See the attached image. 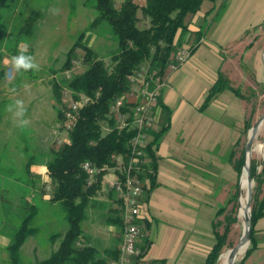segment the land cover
Instances as JSON below:
<instances>
[{
	"label": "trees",
	"instance_id": "obj_1",
	"mask_svg": "<svg viewBox=\"0 0 264 264\" xmlns=\"http://www.w3.org/2000/svg\"><path fill=\"white\" fill-rule=\"evenodd\" d=\"M205 1L207 0H124L122 5L117 6L116 0H94L96 16L90 28L95 29L101 24H106L117 41V49L112 53L110 61L100 58L86 41L83 42L86 38L84 32L69 49L67 59L61 68L63 72L61 79L51 80L54 100L56 106H59L58 120L62 123L61 129H64V110L67 107V104L63 102L66 86L75 92H84L89 95H96L97 92H100V96L95 103L80 110L76 125L69 131V142L60 145L55 143L51 147V155L46 163L52 189L48 201L62 206L66 212L68 227L64 233H55L51 236L53 242L61 239L59 247L49 257L38 260L34 264H110L111 260L119 256V248L116 246L101 250L84 233L83 223L89 217L88 211L91 210V206L99 215H103L102 211L104 210L107 221L118 225L122 232L123 218L120 208L122 202L118 193L110 187L108 178L106 179L107 170L99 175L95 183L88 185V176L83 169V163L89 160L100 167H112L116 164L112 159V154L118 153L123 154L125 158L129 157L131 138L135 135L136 129L130 127L119 129L116 117L111 113V106L129 89L128 75L141 66L148 65L152 69L158 70L162 77L168 79L169 73L175 70L171 69L170 65L178 64L177 68L182 65L176 59L179 51L188 49L190 56L194 53L202 32H192L191 34L196 39L195 44L184 45L183 38L190 33L185 20L189 14L193 15L200 11ZM15 2L16 0H0V12L12 8ZM41 17V10L33 8L30 16L21 26L20 34L32 36L36 23ZM77 47L83 49L81 65L84 64L85 70L78 72L75 69L73 76L67 79L65 72L75 66ZM6 78L7 68H2L0 80ZM260 88H264V84H260ZM225 89H231L239 97L250 101L252 109L245 121L243 137L234 145L229 156V161L237 172V183L228 204L222 206L218 211L217 217H221V219L213 221L215 243L205 264H218L221 254L236 244L230 242V234L233 231V226L238 222L240 210L239 184L246 158V142L243 141V138H246L257 120L255 117L257 91L248 88L247 92L243 93L241 88L234 86L223 72L219 73L218 79L209 89L201 109H205L212 99ZM133 105V102H127L124 111L129 112ZM159 108H163V119L160 126L157 123L156 127L150 131L152 137L145 149V164L142 172L139 173L144 182V191L147 197L157 186L159 167L157 150L163 135L170 127L171 111L163 104L162 95L159 98ZM130 120H132V115ZM108 127L110 130H107ZM34 164L35 159L32 157L26 165V172L30 176L35 175L32 171ZM260 166L261 169H259ZM251 174L255 183L252 202L253 233L250 247L237 264H246V257L257 246L254 238L255 224L259 218L264 216V159L252 158ZM36 184L33 181H26V185H31V187H36ZM41 188L44 190V186ZM103 195L107 196L110 203L107 201L102 203ZM9 201L4 193H0V206L4 215L9 220L14 219L12 222L14 224L7 233L11 241L6 249L11 264H23L21 250L26 240L38 233V228L33 225V220L40 208L36 202L26 204L24 210L19 209L21 212L19 216L16 215ZM3 220L5 221V219ZM4 224L2 222L0 232L5 230ZM149 247V240L143 238L140 247L141 253L134 258L133 264H141V258L145 256Z\"/></svg>",
	"mask_w": 264,
	"mask_h": 264
},
{
	"label": "crops",
	"instance_id": "obj_2",
	"mask_svg": "<svg viewBox=\"0 0 264 264\" xmlns=\"http://www.w3.org/2000/svg\"><path fill=\"white\" fill-rule=\"evenodd\" d=\"M188 26L184 45L195 44L192 32L201 31L202 36L186 62L169 73L162 90V102L171 111L170 127L157 150V186L142 197L138 246L147 238L150 247L141 264H205L215 243L213 221L221 219L218 211L235 191L238 176L229 156L243 137L252 105L225 89L205 109L201 106L220 72L234 86L257 93L264 84V51L252 52L264 34V0H207ZM163 115L159 108V126ZM102 199L110 203L107 196ZM98 215L88 217L89 230H84L93 244H99L90 235ZM102 220L103 249L119 248L120 227L106 215ZM254 238L256 247L264 246V216L255 224Z\"/></svg>",
	"mask_w": 264,
	"mask_h": 264
},
{
	"label": "rangeland",
	"instance_id": "obj_3",
	"mask_svg": "<svg viewBox=\"0 0 264 264\" xmlns=\"http://www.w3.org/2000/svg\"><path fill=\"white\" fill-rule=\"evenodd\" d=\"M93 2L94 0H16L12 8L0 12V72L2 68H7V78L0 80V193H4V196L10 200L16 215H21L19 209L24 210L26 204L36 202L40 208L33 220L38 233L30 236L21 250L23 264H34L49 257L61 242L60 238L53 242L51 236L55 233H64L68 227L66 212L62 206L48 201L52 189L46 163L51 155V147L55 143L60 145L70 138L69 132L60 128L62 123L58 120L59 106H56L54 100L51 80L61 79L63 76L61 68L67 59L69 49L84 32L86 38L83 42L86 41L100 58L110 61L112 53L117 49V41L106 24H101L95 29L90 28L96 16ZM123 2L124 0H116L117 6L122 5ZM33 8L41 10L42 17L36 23L32 36L20 34V28ZM192 16V14L187 16L186 24ZM262 37L257 40V46L252 50L254 54L259 50L261 54L264 51V34ZM183 39L186 41V37ZM25 44L27 45L25 55L33 57L39 65V70L18 72L12 66L11 58L20 54V49ZM82 59L83 49L77 47L75 60L82 61ZM84 70V64L76 67L78 72ZM236 85L243 93L247 92V87ZM258 91V96L263 97L257 96L255 100L256 111L260 108L259 115H255L256 118L264 113V88H259ZM17 100L23 101L26 109L22 118L29 123L24 128L17 126L21 117L14 115ZM9 106L12 107V111L8 110ZM263 128L264 124L255 146L264 139ZM31 156L35 159L36 169L32 167L34 176L26 172V165ZM253 157L263 160L264 147L262 152L255 149ZM26 181H33L37 186L26 185ZM43 186L45 192L41 188ZM246 191L242 190V195L246 196ZM95 214L96 210L91 206V210L88 211L89 218L92 216L94 220ZM97 218V225H92L93 234L90 235H96L97 243H100L97 245L102 250L103 220L101 215ZM13 220L7 219L0 206V228L2 222L5 223L3 228L6 227L5 230L3 229L4 232H0V264H11L6 247L11 241L7 233L14 224ZM233 227L230 242L237 243L244 230L240 210L238 222ZM83 230H89L88 220L83 223ZM246 252L239 256L238 262L243 259ZM245 263L264 264V246L255 247L246 257Z\"/></svg>",
	"mask_w": 264,
	"mask_h": 264
},
{
	"label": "built area",
	"instance_id": "obj_4",
	"mask_svg": "<svg viewBox=\"0 0 264 264\" xmlns=\"http://www.w3.org/2000/svg\"><path fill=\"white\" fill-rule=\"evenodd\" d=\"M190 56L188 49H181L176 56L180 64L186 62ZM82 61L74 60V67L65 72L67 79L73 75V70L80 67ZM178 64H171V69H176ZM129 89L111 106V113L116 117L117 127L136 129L131 138V154L125 158L123 154L114 153L112 159L116 164L112 167H100L92 161H85L83 169L87 173V184L92 185L98 180L99 175L107 170L110 187L118 193L121 199V214L123 218L122 240L119 246V256L110 261V264H133L134 258L141 253L138 246L142 237L139 221L143 210L142 197L145 193L144 182L139 173L145 164V149L151 139L150 131L158 123L159 98L163 88L167 85V78L148 65L141 66L138 70L128 75ZM100 96L89 95L84 92H75L65 87L63 102L67 104L64 110V130L70 131L76 125L80 110L95 103ZM127 102H133L131 110L124 111ZM132 115V120H130ZM107 130H110L108 127ZM66 142H69L66 141ZM63 143V142H61Z\"/></svg>",
	"mask_w": 264,
	"mask_h": 264
},
{
	"label": "water",
	"instance_id": "obj_5",
	"mask_svg": "<svg viewBox=\"0 0 264 264\" xmlns=\"http://www.w3.org/2000/svg\"><path fill=\"white\" fill-rule=\"evenodd\" d=\"M264 123V113L260 115L251 129L248 132V139L246 142V158L245 163L243 166V173L247 174V191H246V206L244 211V217H243V224H244V230L242 233V236L240 240L235 244L234 247L228 249L227 253V262L226 264H237L239 256L243 251H247L251 244V237L253 233V222H252V202H253V192H254V178L251 174V163L253 158V152L255 150V142L258 137V132L260 130V127ZM264 147V139L260 143ZM242 180V177H241ZM242 196V187L240 182V190H239V209L241 208L240 205V199ZM221 254L220 259L222 258L223 254ZM219 264V263H218Z\"/></svg>",
	"mask_w": 264,
	"mask_h": 264
},
{
	"label": "clouds",
	"instance_id": "obj_6",
	"mask_svg": "<svg viewBox=\"0 0 264 264\" xmlns=\"http://www.w3.org/2000/svg\"><path fill=\"white\" fill-rule=\"evenodd\" d=\"M27 52V45H23L20 49V54L15 55L11 58V64L12 66L19 72L21 70L27 72L32 69L39 70V65L34 61L33 57L30 55H25ZM16 106V111L14 115L16 117H21L18 123V127L24 128L28 125L29 121L26 119H23L22 117L24 116L26 109L23 106V101L17 100L15 102ZM9 111H12V107L9 106L8 108Z\"/></svg>",
	"mask_w": 264,
	"mask_h": 264
},
{
	"label": "bare ground",
	"instance_id": "obj_7",
	"mask_svg": "<svg viewBox=\"0 0 264 264\" xmlns=\"http://www.w3.org/2000/svg\"><path fill=\"white\" fill-rule=\"evenodd\" d=\"M264 124V123H263ZM262 124V126H263ZM261 126V127H262ZM260 127V129H261ZM260 133V130L258 132V134ZM257 150H259L260 152H262V145L261 144H258L255 146ZM241 187H242V190H247V174L244 173L243 176H242V180H241ZM246 196L245 195H242L241 196V199H240V205H241V208H240V216L241 218L243 219L244 217V211H245V206H246ZM245 253V251H243L241 254ZM227 262V253H224L221 260L219 261V264H226Z\"/></svg>",
	"mask_w": 264,
	"mask_h": 264
}]
</instances>
